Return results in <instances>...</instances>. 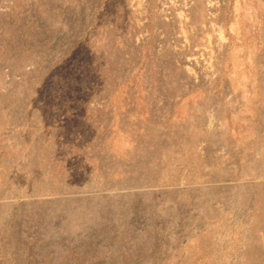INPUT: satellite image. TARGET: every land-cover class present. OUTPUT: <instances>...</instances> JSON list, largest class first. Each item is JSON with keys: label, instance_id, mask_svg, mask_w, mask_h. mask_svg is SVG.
Instances as JSON below:
<instances>
[{"label": "rangeland", "instance_id": "374dc122", "mask_svg": "<svg viewBox=\"0 0 264 264\" xmlns=\"http://www.w3.org/2000/svg\"><path fill=\"white\" fill-rule=\"evenodd\" d=\"M0 264H264V0H0Z\"/></svg>", "mask_w": 264, "mask_h": 264}]
</instances>
